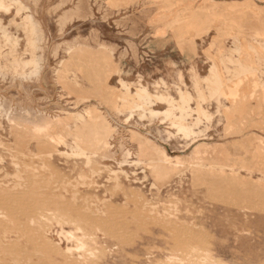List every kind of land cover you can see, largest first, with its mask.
I'll list each match as a JSON object with an SVG mask.
<instances>
[{
  "label": "rangeland",
  "instance_id": "1",
  "mask_svg": "<svg viewBox=\"0 0 264 264\" xmlns=\"http://www.w3.org/2000/svg\"><path fill=\"white\" fill-rule=\"evenodd\" d=\"M0 52V264H264V0H0Z\"/></svg>",
  "mask_w": 264,
  "mask_h": 264
},
{
  "label": "bare ground",
  "instance_id": "2",
  "mask_svg": "<svg viewBox=\"0 0 264 264\" xmlns=\"http://www.w3.org/2000/svg\"><path fill=\"white\" fill-rule=\"evenodd\" d=\"M6 9V7H4ZM8 12V11H7ZM197 27V26H196ZM77 48V47H76ZM8 49V48H7ZM72 49V48H70ZM73 50V49H72ZM1 53V52H0ZM7 56V55H6ZM250 59V58H249ZM231 60V59H230ZM35 62V60H34ZM33 62V63H34ZM36 63V62H35ZM250 65V64H249ZM251 66V65H250ZM18 69L19 67L16 66ZM249 70V67H244L242 69H239V73H243V71H248ZM210 83H211V91L215 94L217 93H220V90H221V86H220V83L214 73V69L211 71V80H210ZM197 86V85H196ZM130 94V93H129ZM180 103L178 105L175 104V101L174 100H171L170 98H166L165 96H163V98H166L165 101L170 104V106H172V110H170L167 114H166V118L168 120H171L172 122V125L173 126H177L179 128L180 131L184 132V133H190L192 131V128H191V125L190 123H188V118L190 117V110H192L189 106V102H190V96L186 95L184 92H181L180 93ZM137 97L139 99V101L142 103V105H149L151 104V101H152V98L153 96L145 89L142 87V89H140V91L138 92L137 94ZM228 97L232 98L233 100H236L237 99V92L234 91V92H231ZM137 99V100H138ZM161 100H164L161 98ZM124 101V100H123ZM211 102V101H210ZM127 105V104H126ZM137 105V104H136ZM135 107H140L142 108L141 105H138V106H135ZM149 107V106H148ZM197 107V106H196ZM145 108V107H143ZM146 109V108H145ZM144 109V110H145ZM175 111H178L179 112V115H175ZM144 112V111H143ZM151 112V110H150ZM200 115H203V116H207L206 113L201 110L200 112ZM199 115V116H200ZM212 118V117H211ZM199 120V119H197ZM38 122H41V123H44L43 122V119H40ZM37 126V131L39 133H43L45 130H47V125L43 124V125H36ZM200 166V165H199ZM203 167V166H202ZM215 168V167H214ZM222 168V167H221ZM201 170V169H200ZM114 183V182H113ZM135 201V200H134ZM137 204V203H136ZM85 205V204H84ZM137 207V206H136ZM136 209V208H134ZM115 210V209H114ZM120 212V211H119ZM135 212V211H134ZM114 214V213H113ZM116 215V214H115ZM129 215V214H128ZM139 215V214H138ZM167 219V218H166ZM37 220V219H36ZM65 221V219H64ZM61 222V221H59ZM39 223V221H38ZM106 223V222H105ZM115 223V222H113ZM129 227V226H128ZM126 228V227H125ZM170 228V227H169ZM78 230H81L80 228H78ZM46 231V230H45ZM83 231V230H82ZM114 231V230H113ZM185 231V230H184ZM122 232V231H121ZM56 233V232H55ZM64 232L62 231L60 233V235H65L63 234ZM82 233V232H81ZM84 233V232H83ZM81 236H79L78 234H75V233H68L69 235L67 236H63L65 240L69 241V240H73L75 245L71 248H67L68 252H76V253H80V254H85L87 256V259H95L96 258V255L97 253L89 246L88 244V239L86 237V234H83ZM115 234V233H114ZM174 234V233H173ZM107 236V235H106ZM180 236V235H179ZM61 237V236H60ZM90 237V236H89ZM110 237V236H109ZM116 237V235H115ZM118 237V236H117ZM123 238V237H122ZM176 238V237H175ZM186 240V239H185ZM196 240V239H195ZM206 240V239H205ZM183 242V241H182ZM172 243V242H171ZM180 243V242H179ZM199 244V243H198ZM179 246V245H178ZM179 248V247H178ZM196 252V250H195ZM184 253V252H183ZM73 254V253H72ZM203 254V253H202ZM189 255V253H188ZM186 254V256H188ZM200 258H198L199 260ZM178 260V259H177ZM211 257L210 255H204L201 257V259L196 263V264H208L210 263L211 261ZM173 261V260H172ZM171 261V262H172ZM195 262V261H194ZM212 262V261H211ZM85 263V262H84ZM214 263V262H212ZM80 264V263H79ZM92 264V263H91ZM193 264V263H191Z\"/></svg>",
  "mask_w": 264,
  "mask_h": 264
}]
</instances>
